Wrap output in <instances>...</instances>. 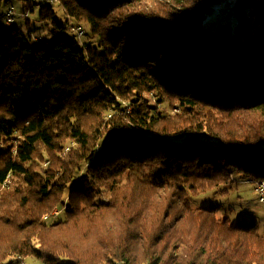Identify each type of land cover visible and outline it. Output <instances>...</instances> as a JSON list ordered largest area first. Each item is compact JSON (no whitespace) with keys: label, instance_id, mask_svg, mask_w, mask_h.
Here are the masks:
<instances>
[{"label":"trees","instance_id":"1","mask_svg":"<svg viewBox=\"0 0 264 264\" xmlns=\"http://www.w3.org/2000/svg\"><path fill=\"white\" fill-rule=\"evenodd\" d=\"M224 1L58 0L85 44L51 2V41L0 26V264H264L257 219L192 204L264 182V0L214 27Z\"/></svg>","mask_w":264,"mask_h":264},{"label":"rangeland","instance_id":"2","mask_svg":"<svg viewBox=\"0 0 264 264\" xmlns=\"http://www.w3.org/2000/svg\"><path fill=\"white\" fill-rule=\"evenodd\" d=\"M234 0H225L223 6L232 5ZM55 9L58 11V17L63 23L67 25L66 33L70 37L77 35L72 26L77 23L69 18L61 6L56 0L54 3ZM39 2L36 0H8L4 2L0 9V26H17L28 31V25L26 24L27 18L31 20V26L33 27V37L38 38L40 42L51 41L58 33L59 30L54 29L52 23L41 22L37 19ZM15 9V19L13 22L8 21L7 12L9 9ZM27 13V15H26ZM222 13L218 10L207 18V23L214 25L221 19L226 18L221 16ZM85 28V34L81 37L82 43H91L97 40V37H92L90 26L86 22L80 23ZM153 99V98H152ZM152 101H155L153 99ZM165 105H161L164 107ZM69 147L66 148L68 150ZM47 164V163H46ZM258 182L246 179L245 177H237V179L227 186L225 193H220V190H208L193 196L192 204L194 207H198L204 204H222V213H227L236 221L238 217L244 216L248 219L255 218L260 223V231L264 233V203L258 199L257 192ZM55 214L59 213V210L54 211ZM220 213V215H222ZM46 217V216H45ZM24 264H44V262L34 256H29L25 260Z\"/></svg>","mask_w":264,"mask_h":264},{"label":"built area","instance_id":"3","mask_svg":"<svg viewBox=\"0 0 264 264\" xmlns=\"http://www.w3.org/2000/svg\"><path fill=\"white\" fill-rule=\"evenodd\" d=\"M36 1H39L41 3H45V2L54 3L56 0H36ZM219 10L222 13H229V8L228 7H224L222 5L219 6ZM15 13L16 12H15L14 8H11V9L8 10V12L6 14H7L9 22H13L14 21ZM26 15H27V13H26ZM73 29L76 31V33H77V35L79 37H82L85 34V28L82 25H77V26L73 27ZM257 192H258L259 201L264 203V182H259L258 183ZM45 218L49 220L50 217H49V215H46Z\"/></svg>","mask_w":264,"mask_h":264}]
</instances>
